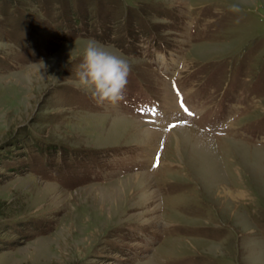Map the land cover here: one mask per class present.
Instances as JSON below:
<instances>
[{
	"label": "rangeland",
	"instance_id": "374dc122",
	"mask_svg": "<svg viewBox=\"0 0 264 264\" xmlns=\"http://www.w3.org/2000/svg\"><path fill=\"white\" fill-rule=\"evenodd\" d=\"M0 121V264H264V0H0Z\"/></svg>",
	"mask_w": 264,
	"mask_h": 264
},
{
	"label": "clouds",
	"instance_id": "9594fccd",
	"mask_svg": "<svg viewBox=\"0 0 264 264\" xmlns=\"http://www.w3.org/2000/svg\"><path fill=\"white\" fill-rule=\"evenodd\" d=\"M232 11H239L238 5H231ZM80 62L72 81L78 89L88 92L97 102L117 103L123 99L131 72V65L95 38H88L80 53Z\"/></svg>",
	"mask_w": 264,
	"mask_h": 264
},
{
	"label": "bare ground",
	"instance_id": "6f19581e",
	"mask_svg": "<svg viewBox=\"0 0 264 264\" xmlns=\"http://www.w3.org/2000/svg\"><path fill=\"white\" fill-rule=\"evenodd\" d=\"M177 98V97H176ZM177 100V99H176ZM177 103V102H176ZM16 105V104H15ZM15 108V107H14ZM190 111H192V109L190 110ZM191 113V112H190ZM1 122V121H0ZM173 132V134H175V144H176V146H178V147H180V140H179V137L178 136H176V133H174V131H172ZM172 135V134H171ZM152 162V161H151ZM134 174H142V173H140V172H138V171H135V173ZM35 249V248H34Z\"/></svg>",
	"mask_w": 264,
	"mask_h": 264
},
{
	"label": "snow or ice",
	"instance_id": "6c2138e0",
	"mask_svg": "<svg viewBox=\"0 0 264 264\" xmlns=\"http://www.w3.org/2000/svg\"><path fill=\"white\" fill-rule=\"evenodd\" d=\"M173 87H175V85H173ZM183 106V105H182Z\"/></svg>",
	"mask_w": 264,
	"mask_h": 264
}]
</instances>
